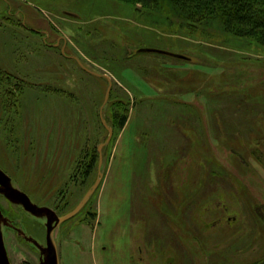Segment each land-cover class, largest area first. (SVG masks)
Here are the masks:
<instances>
[{"label": "rangeland", "instance_id": "374dc122", "mask_svg": "<svg viewBox=\"0 0 264 264\" xmlns=\"http://www.w3.org/2000/svg\"><path fill=\"white\" fill-rule=\"evenodd\" d=\"M31 28L51 31L46 40L58 46ZM70 54L113 79L102 170L132 137L135 171L132 218L126 191L116 199L110 185L98 204L101 184L57 229L60 263L264 264V47L217 21L186 28L167 0L152 10L120 0H0V168L60 215L96 181L109 135L101 118L109 82ZM125 109L128 130L116 123ZM15 211L22 230L44 242L47 228L35 225L43 220ZM92 212L96 227L94 219L87 228ZM3 230L13 264H40L34 244Z\"/></svg>", "mask_w": 264, "mask_h": 264}, {"label": "trees", "instance_id": "16d2710c", "mask_svg": "<svg viewBox=\"0 0 264 264\" xmlns=\"http://www.w3.org/2000/svg\"><path fill=\"white\" fill-rule=\"evenodd\" d=\"M142 8L155 9L161 0H120ZM176 16H179L186 28L195 30L217 21L225 31L242 38L254 40L264 47V0H167ZM108 81V80H106ZM129 110L125 109L117 126L123 128L128 120ZM232 145V144H229ZM97 162L94 154L89 164L91 170ZM89 170V171H90ZM90 202V201H89ZM88 202V203H89ZM87 206V205H86ZM85 206V207H86ZM97 218V212L91 213V220ZM22 264H30L24 261Z\"/></svg>", "mask_w": 264, "mask_h": 264}, {"label": "water", "instance_id": "95a60500", "mask_svg": "<svg viewBox=\"0 0 264 264\" xmlns=\"http://www.w3.org/2000/svg\"><path fill=\"white\" fill-rule=\"evenodd\" d=\"M141 51H154V52H160V53H166V54H172L169 51H164L160 49H154V48H142ZM80 63L81 66L89 71L92 74L101 75L107 78L109 85L106 91L105 95V101L101 107V118L103 121V124L109 131V135L106 138L105 141H103L99 146V154H100V160H99V174L94 182V184L90 187V189L86 192L82 200L78 203V205L71 211H69L66 214L59 215L57 211L49 206H40L32 201L30 196L19 189L18 187L13 185L12 177L8 175L2 168H0V193L4 194L8 199H10L12 202L20 204L24 207V209L31 214L37 216V217H46V226H47V235H46V245L40 244L38 240L35 238L27 235L22 229L18 228V232L22 234L27 240L34 242L37 247H39L41 253H42V259L40 264H61L60 263V254H59V248L58 243L56 239V230L57 228L65 221L71 219L75 215H77L90 201L95 191L100 186L103 178H104V171L102 170L103 165V148L107 146L113 136V127H111L105 116H104V107L110 97V93L113 86V79L108 74H101L99 72H96L90 68H88L77 56L75 57ZM4 225H11L8 218L4 215L0 208V264H13L11 262L6 243L4 238V231L3 226Z\"/></svg>", "mask_w": 264, "mask_h": 264}, {"label": "crops", "instance_id": "0c3cea01", "mask_svg": "<svg viewBox=\"0 0 264 264\" xmlns=\"http://www.w3.org/2000/svg\"><path fill=\"white\" fill-rule=\"evenodd\" d=\"M31 30L38 32V33H40V32L44 33V41L47 44V46H50V48L53 49V48H56L58 46V44H59L58 41L57 42H48L46 40V38H48L52 35L51 31L50 32L43 31V30H40L37 28H31ZM76 56L77 55H75V54L67 55V57L74 59L78 63L79 61L75 58ZM77 57L79 58V56H77ZM38 64L40 65L39 68L42 69V63L39 61ZM26 67H28V66H26ZM87 72L90 73L89 71H87ZM96 72H99V71H96ZM99 73L104 74V72H99ZM94 75L99 77V78L106 79V77H104V76L96 75V74H94ZM125 129H127V127ZM133 139L134 138H132V137L130 140H128L126 138V140H127L126 144L127 145L125 144L126 146L124 147V149L122 151H120L118 154L117 153L115 154L116 156L113 157L114 159L112 162V166L110 164V167L109 166L106 167L105 175H104V178H103L102 183H101L102 187H101V190H100V193L98 196V204H99V201L102 204V201H103L104 196H105V192L107 191L108 188H110V185H111V189L113 190V193L116 194V199L118 198V194L126 191L127 196H125V199H127V207H128L126 217L128 219L132 218V197H133L132 194L134 191V189H133V178H134L135 169H134V152H133L134 142H133ZM117 161H119L118 166H116ZM115 194L111 199L109 197L108 198L106 197L108 204L113 203V198L115 197ZM119 198H123V196L120 195ZM108 200H109V202H108ZM115 207H116L115 209H118L119 203H116ZM101 211H102V207H101ZM97 218H98V215H97ZM97 218L95 219V223H93V224H95L94 227H96ZM92 222H93V220L91 222L89 220H87L83 224L85 227L89 228V224H91ZM72 232L74 233L75 230ZM74 235H75V233H74ZM91 244H92V241H91ZM105 248L107 249V247H105Z\"/></svg>", "mask_w": 264, "mask_h": 264}, {"label": "flooded vegetation", "instance_id": "af4514ba", "mask_svg": "<svg viewBox=\"0 0 264 264\" xmlns=\"http://www.w3.org/2000/svg\"><path fill=\"white\" fill-rule=\"evenodd\" d=\"M13 185H15V184L13 183ZM2 198H4L5 200H7V201L9 202V204H10V206H11L10 209H5V208H3L2 203H1V199H2ZM15 206H17V207L19 208V211L21 210V211H24V212H26V213H28V214H31L30 212L26 211L22 205L12 202V201H11L10 199H8L4 194L0 193V208H1L2 212L4 213V215L8 218V220H9V222H10V224H11V225H4L3 228H4L5 226H8V227H11V228H13L14 230H16L17 233H19V232H18V228L22 229V226H21V224H20L18 221H16V220H17V215H18V214H17L16 211H15ZM52 208H53V207H52ZM31 215H33V214H31ZM33 216H34L35 218H37V220H38V218L41 219V220H43V222L38 220V222L35 223V225L39 226L40 228H41V226L44 225V226L47 228V226H46V221H47L46 217H37V216H35V215H33ZM37 220H36V221H37ZM26 234H27V233H26ZM46 234H47V233H46ZM27 235H29V236L35 238L34 235H30V234H27ZM4 238H5V236H4ZM23 238L26 239L25 237H23ZM35 239H36V238H35ZM26 240H27V239H26ZM36 240H38V239H36ZM27 241L30 242V243H32V244H34V246L37 247V246L35 245L34 242H31V241H29V240H27ZM38 242H39L40 244L46 245L47 239H45L44 242H43L42 240H41V241L38 240ZM6 247H7V246H6ZM37 248H38L39 253H40V263H41L42 253H41L39 247H37Z\"/></svg>", "mask_w": 264, "mask_h": 264}]
</instances>
